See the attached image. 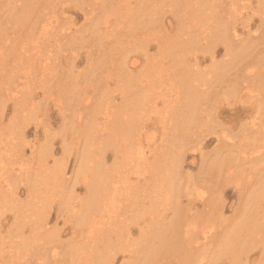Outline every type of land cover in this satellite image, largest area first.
<instances>
[{
    "label": "bare ground",
    "instance_id": "bare-ground-1",
    "mask_svg": "<svg viewBox=\"0 0 264 264\" xmlns=\"http://www.w3.org/2000/svg\"><path fill=\"white\" fill-rule=\"evenodd\" d=\"M85 1L0 0V105L14 98V117L31 119L40 111L31 97L35 89L46 93L53 86L59 100L73 101L83 111L63 123V131L73 129L82 139L73 181L64 179L60 162L47 165V141L35 148L34 165L27 163L25 181L40 205L30 211L29 235L19 245L32 246L37 238L42 244L61 243L58 230L47 226L46 208L56 198L83 232L66 242L62 256L82 259L80 264H114L110 251H122L121 264H151L159 252L170 250L177 255L176 264H215L221 258L247 264L248 251L257 247L264 259L263 115L260 126L251 120L244 141H232L224 133L225 142L202 156L197 173L184 179L182 172L186 151L201 149L205 135L219 133V100L241 96L242 84L248 82L259 92L256 107H264V0H138L135 6L105 0L86 20L90 33L83 38L93 49L85 70L66 71L54 59L66 48V38L79 33H66L63 14L69 4L84 9ZM253 5L260 14L256 27L248 11ZM167 10L177 20L172 35L163 25ZM107 12L122 29L105 36L100 26L108 21ZM152 42L155 55L148 53ZM130 50L145 56L139 70L127 61ZM198 51L209 55L206 68L190 61H196ZM254 65L263 70L257 68L250 81L245 74L254 75ZM229 76L233 82L222 84ZM80 77L86 79L80 81L84 86L77 85ZM12 118L6 126L0 124V142L14 130ZM155 124L160 126L156 134ZM5 145L4 153L16 150L12 143ZM106 149L116 156L112 164L105 161ZM35 164L37 169H30ZM78 181L85 185L82 198L73 187ZM228 182L239 198L231 217L223 214L221 187ZM7 194L0 206L14 208L18 230L29 204L18 205ZM143 219L146 226L131 238V224Z\"/></svg>",
    "mask_w": 264,
    "mask_h": 264
},
{
    "label": "rangeland",
    "instance_id": "rangeland-1",
    "mask_svg": "<svg viewBox=\"0 0 264 264\" xmlns=\"http://www.w3.org/2000/svg\"><path fill=\"white\" fill-rule=\"evenodd\" d=\"M86 1L87 6L84 9L69 4V6L67 5V12L63 14V17H66L62 22L65 24L64 28L66 27L67 29L66 33L70 34V32L78 30L79 34H76V37L78 35H81L82 37L78 36L79 38L75 37L74 39L67 37L65 41L63 39V44L66 45V48L59 52V56L57 59H54V62H58L61 65L60 68L65 69L66 71L73 68V70L71 69L72 71L83 72L87 65L89 52L93 49H89L90 47L86 44L87 41L85 42V39L83 38V36L87 37L88 33H90V31L86 29L89 26L86 20L90 18L91 11L93 10V12H96L98 5L101 2L104 3L105 0ZM124 1L132 6L138 5V0ZM19 3L20 1H17V4ZM57 11L60 12L59 9ZM248 11L252 14V24H250L253 27H256L258 22H260V14L256 11L254 5L252 8L248 9ZM85 12H88L86 16L84 14ZM1 14L2 12H0V15ZM106 17H109L108 21L100 26L101 30L105 33V36L106 34L107 36L113 34L111 33L113 29H122V25L119 23L115 15H111V13L107 12ZM162 19L165 31L170 35L174 34L177 27V20L173 16V13L167 10L164 12ZM107 38L108 37H106L105 40H107ZM148 46V53L155 55L157 49L155 43L152 42ZM222 46L223 45L221 44H217L215 48L221 49ZM221 53L222 50L219 52L216 59H221ZM195 55L197 56L196 61L193 58L190 60L194 66L206 68L211 63L207 53L198 51L195 52ZM258 57L255 56L254 59L257 60ZM127 61L131 67L136 66V70H139L145 63V56H143V53L138 50H130L127 53ZM257 68L259 71L263 70L261 65H254L251 67L252 70H250L253 72V69H255L256 74L254 73L255 76L248 73L245 74L247 79L250 81L256 79L259 72L257 71ZM230 77L231 76L224 78V83H221L229 86V82H233V80H231L232 77L229 79ZM84 80L86 79L80 77V80L77 81V85L81 86L83 83H80V81L84 82ZM78 83H80V85ZM250 84L251 83L243 82L242 85H245L246 87H241V96H230L226 102L224 101L222 103L220 102L223 100H219L216 109L219 120V122H217L219 124V133L205 135V139L200 145L201 149H198L197 146L186 151L182 163L184 179L186 175H193L198 172V167L204 154H208L212 150L217 149L222 141L225 142L221 137L224 133H227L232 138V141H244L246 139L245 136L247 135L246 128L251 125V120H253L256 125L259 124L260 126V117L263 115L262 118H264V107L263 109L261 105L260 108L256 107L258 101L257 98L259 96L257 93L259 92L255 90L257 87H251ZM77 85L74 86L77 87ZM82 86H84V84ZM110 86H113L112 83H110ZM249 89L251 90L249 91ZM17 90L19 95L21 91L18 88ZM221 94H224V92L222 91ZM253 95H255V97H252ZM31 97L35 102H38L40 106V111L37 113L36 117L31 119H27L26 116L21 115L14 117V98L7 97L8 99L6 98L0 105V124L6 126L9 124L8 122L11 117H13V120L16 119L17 122L14 130H10L11 132L9 131L10 133L7 134L6 137L4 136L0 142V199L8 193L7 195L14 196L18 205L22 203L29 204L25 208L24 223L18 230L17 228L15 229L16 226L14 225L16 219L14 208L7 209L5 206H0V264H69L70 262L71 264H80L82 259H69L67 257L65 259L62 256V249L65 247L66 242L71 239H78L80 237L79 233L83 235V232L80 227H77L73 221L68 218V215H66L67 213L61 211L62 207H60L59 201L56 198H54L46 208L47 217L49 219L47 226H54L58 230L57 233L60 237L59 242L61 243H54L55 246H53V244H42L37 238L36 242L39 243H35L32 246L19 245L20 239L29 235V225L30 222L33 221V215L30 211L35 206L40 205L39 199L30 193V185L25 181V174L28 172L27 163L29 162V164L33 166V160L36 161L37 156L35 154V148H38L42 141H47V146L51 150V155L45 158L47 165L52 167L55 162H60L61 167H63L61 169L64 173V179L71 181L74 176L73 171L78 161L77 151L82 145L81 134L79 132L70 128L63 131V123L67 116L76 113L78 117L79 112H81V115L83 116V111L79 108L81 106L76 105L73 101L63 100V98L62 101L59 100L57 90L53 86L49 88L46 93H42V90L40 89H35V93ZM262 97L264 96L262 95ZM258 108L260 112H258ZM24 113L25 112H22L20 114ZM19 116L21 122L18 121ZM77 117L76 121L79 122ZM259 126L254 130L259 128ZM154 129L156 134L160 130V126H156L155 124L153 130ZM256 136L257 141H259L260 135L257 134ZM223 137L227 138L225 135H223ZM230 141V139L227 140L229 143ZM7 142L8 144L12 143L15 145L17 151L15 149H12L13 151L8 149L4 153V148L6 147L5 144ZM67 147L69 151L66 150ZM104 157L107 164H112L116 158L111 149L105 150ZM36 165L37 164H35V168L30 169H37L38 165ZM11 177H14L15 180L12 181ZM73 187L78 198H82L85 195V185L82 181L74 183ZM221 189L223 191L222 195L225 207V209H223V214L227 217H231L234 207L239 201L238 189H236L232 182L224 184ZM146 224L145 219H143L140 225L131 224L130 237L133 239L138 238L140 235V229L145 227ZM20 231H22V234H19ZM38 252L39 255H37ZM109 254L114 258V264H121L123 261L122 251H117L115 253L114 251H110ZM247 254V264H264V259L260 257L261 253L259 247L248 251ZM176 257V253L171 250L162 251V253L159 252L158 256L155 257L154 262L151 264H176ZM260 259H262V261H260ZM215 264L229 263L226 258H221L220 260H217Z\"/></svg>",
    "mask_w": 264,
    "mask_h": 264
}]
</instances>
